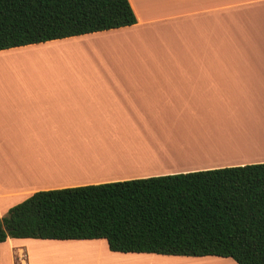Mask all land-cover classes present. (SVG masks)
<instances>
[{"label": "crops", "instance_id": "crops-1", "mask_svg": "<svg viewBox=\"0 0 264 264\" xmlns=\"http://www.w3.org/2000/svg\"><path fill=\"white\" fill-rule=\"evenodd\" d=\"M128 2L131 26L0 51V219L39 191L264 163V0ZM0 264L236 263L7 238Z\"/></svg>", "mask_w": 264, "mask_h": 264}, {"label": "trees", "instance_id": "trees-1", "mask_svg": "<svg viewBox=\"0 0 264 264\" xmlns=\"http://www.w3.org/2000/svg\"><path fill=\"white\" fill-rule=\"evenodd\" d=\"M134 23L128 0H0V51ZM7 238L264 264V163L35 192L0 219Z\"/></svg>", "mask_w": 264, "mask_h": 264}, {"label": "bare ground", "instance_id": "bare-ground-1", "mask_svg": "<svg viewBox=\"0 0 264 264\" xmlns=\"http://www.w3.org/2000/svg\"><path fill=\"white\" fill-rule=\"evenodd\" d=\"M237 119L240 122H243L245 120V118H239L237 115ZM239 143V147L242 150H251L253 148H257L259 147V143H257V141H255L254 139H240V141H238Z\"/></svg>", "mask_w": 264, "mask_h": 264}, {"label": "rangeland", "instance_id": "rangeland-1", "mask_svg": "<svg viewBox=\"0 0 264 264\" xmlns=\"http://www.w3.org/2000/svg\"><path fill=\"white\" fill-rule=\"evenodd\" d=\"M237 115H238L239 118H246L249 115V113L245 110V107L243 106V104L239 105L238 110H237ZM262 147L263 146H259V147L255 148L254 149L255 151H252V153L253 152H257L259 149H262ZM263 157H260V158H263ZM47 255H51V254L48 252ZM36 256H40V254H38Z\"/></svg>", "mask_w": 264, "mask_h": 264}]
</instances>
